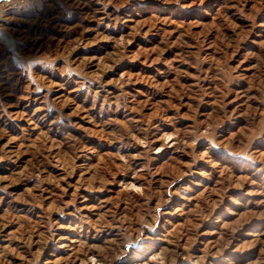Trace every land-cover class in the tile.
Returning <instances> with one entry per match:
<instances>
[{
	"label": "rangeland",
	"instance_id": "374dc122",
	"mask_svg": "<svg viewBox=\"0 0 264 264\" xmlns=\"http://www.w3.org/2000/svg\"><path fill=\"white\" fill-rule=\"evenodd\" d=\"M0 264H264V0H0Z\"/></svg>",
	"mask_w": 264,
	"mask_h": 264
}]
</instances>
